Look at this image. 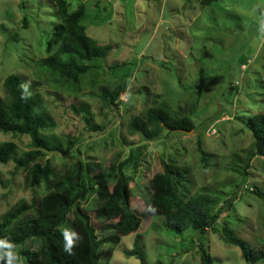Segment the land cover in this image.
Segmentation results:
<instances>
[{
  "label": "rangeland",
  "instance_id": "1",
  "mask_svg": "<svg viewBox=\"0 0 264 264\" xmlns=\"http://www.w3.org/2000/svg\"><path fill=\"white\" fill-rule=\"evenodd\" d=\"M68 1L69 10L80 2ZM84 6L81 23L87 34L110 49L105 58L80 61L90 68L72 82L42 61L55 50L46 48L53 24L60 20L53 2L0 0V97L7 98L4 78L18 74L38 98L37 110L53 123L42 133L72 145L64 154L48 151L40 159H48L53 168L49 185L29 187L27 169L15 168L12 160L0 163V217L22 201L34 208L21 217L33 216L53 181L81 160L91 164L88 175L113 169L104 187L94 184L78 203L97 235L108 240L98 248L100 264H140L124 254L137 235L147 264H200L201 243L216 264H244L240 249L223 240L220 220L203 235L191 229L174 233L162 225V216L147 211V201L162 161L173 163L185 173L183 198L203 189L235 192L222 221L251 246H264V158L249 159L243 184L232 169L242 168L253 149V136L241 116L264 112V0H215L207 5L199 0H85ZM61 57L66 60L68 55ZM117 63L122 65L115 67ZM121 80L125 91L115 104L102 101L100 87L112 89ZM161 103L176 115L189 116L194 129L163 130L153 139L129 129L131 119ZM82 107L90 124L81 116ZM3 140L16 143L17 156L30 148L25 134L0 131ZM120 163L129 204L141 217L138 230L123 236L108 226L115 220L98 212L106 193L120 182ZM64 227L75 230L74 210ZM112 238L119 241L115 244ZM39 243L29 239L22 247L37 249ZM247 264H264V258Z\"/></svg>",
  "mask_w": 264,
  "mask_h": 264
},
{
  "label": "trees",
  "instance_id": "2",
  "mask_svg": "<svg viewBox=\"0 0 264 264\" xmlns=\"http://www.w3.org/2000/svg\"><path fill=\"white\" fill-rule=\"evenodd\" d=\"M55 13L60 18L53 24L47 50L55 46L52 54L42 59L43 64L57 69L66 80L76 82L79 75L86 72L90 66L80 61L105 58L110 47L99 44L89 36L86 27L81 23L85 14V6L79 3L74 10H69L68 0H51ZM207 5L215 0H199ZM26 26L27 19L22 18ZM4 28V26H1ZM62 55H68L66 60ZM122 63L114 66L119 67ZM21 78L11 73L3 80V87L7 98L0 97V131L10 132L13 135H28L30 148L16 155V143L12 140L0 141V163L14 161L15 168L27 169L25 183L34 187L41 182L50 184L53 168L50 161L40 159L48 151H57L62 154L72 147L64 145L52 136L42 133V130L53 125L48 115L37 110L38 98L30 95L28 99H21ZM125 91V82L121 80L112 89L100 87L99 96L106 104H115L120 94ZM30 92V89H29ZM81 116L86 124L91 123L87 108H80ZM244 126L253 136V149L248 153L247 161L242 168H232L241 177V184L247 178L248 161L253 156L264 158V112L249 116H241ZM129 129L138 132L146 139L156 138L163 130L192 131L195 127L192 119L187 115H176L166 103L147 108L141 117H134L129 122ZM202 160L206 162V154L201 149ZM123 163L117 165L120 182L106 193L105 200L99 208V215L115 220L108 225L114 228L119 236L136 232L141 223V217L131 208L126 188L127 177L122 171ZM90 163L76 160L63 175L56 178L52 188L37 201L33 216L21 217L26 211L34 208L32 203L19 202L0 217V239H7L16 245L14 249L23 264H97L98 248L108 240L100 238L91 225L89 215L79 207L94 184L104 187L111 178L113 169L99 175H88ZM185 173L183 169L173 163L162 161V172L151 180V194L147 201V211L152 215L162 216V225L174 233H182L191 229L201 235L221 221V234L226 243L240 249L244 264L254 263L264 258V246L255 248L246 240L235 235L222 218L230 210L235 192L231 195L223 190H206L194 193L183 198L180 187L184 185ZM238 186V184H235ZM261 196L257 188L251 190ZM155 209L150 211L149 209ZM74 210L75 231L82 239L73 248V255L63 251V238L60 232L67 221V216ZM21 217V218H20ZM39 241L37 249L23 248L27 240ZM112 240L116 244L119 239ZM126 256H135L140 264H147L144 260L143 248L137 235L131 249L124 250ZM87 257V259H86ZM200 264H216L208 249L199 244ZM0 264H5L0 261ZM154 264H162L156 261Z\"/></svg>",
  "mask_w": 264,
  "mask_h": 264
},
{
  "label": "clouds",
  "instance_id": "3",
  "mask_svg": "<svg viewBox=\"0 0 264 264\" xmlns=\"http://www.w3.org/2000/svg\"><path fill=\"white\" fill-rule=\"evenodd\" d=\"M261 33L264 34V20L261 21L260 26ZM21 99H28L31 95L29 92V83H23L20 85ZM155 211V209H149ZM63 238V251L69 255H73V248L78 245V242L82 239L80 234L68 227H61L60 229ZM16 245L9 242L7 239H0V261H4L5 264H23L22 259L19 257L17 252L14 250Z\"/></svg>",
  "mask_w": 264,
  "mask_h": 264
},
{
  "label": "crops",
  "instance_id": "4",
  "mask_svg": "<svg viewBox=\"0 0 264 264\" xmlns=\"http://www.w3.org/2000/svg\"><path fill=\"white\" fill-rule=\"evenodd\" d=\"M84 2H85V0H80L79 3L84 4ZM79 3H78V4H79ZM104 28H105L104 30H107V29H109V28H111V27H105V26H104ZM97 264H100V262H99V257H98V262H97Z\"/></svg>",
  "mask_w": 264,
  "mask_h": 264
},
{
  "label": "water",
  "instance_id": "5",
  "mask_svg": "<svg viewBox=\"0 0 264 264\" xmlns=\"http://www.w3.org/2000/svg\"><path fill=\"white\" fill-rule=\"evenodd\" d=\"M190 132V131H189Z\"/></svg>",
  "mask_w": 264,
  "mask_h": 264
}]
</instances>
